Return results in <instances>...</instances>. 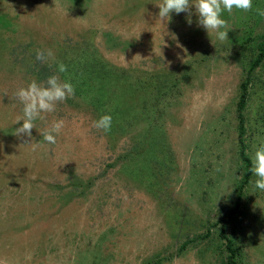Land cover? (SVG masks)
<instances>
[{"label":"rangeland","instance_id":"rangeland-1","mask_svg":"<svg viewBox=\"0 0 264 264\" xmlns=\"http://www.w3.org/2000/svg\"><path fill=\"white\" fill-rule=\"evenodd\" d=\"M157 2L0 0V264H226L224 228L237 264H264V191L253 173L231 214L244 171L243 82L249 156L264 142V63L252 69L264 37L255 9L264 0H253V11H224L223 42L198 23L195 5L189 24L188 11L160 20ZM60 44L84 80L91 77L81 69L102 59L131 73L135 95L115 126L136 119L140 140L95 128L102 114L74 84V96L34 121L31 137L14 134L23 123L14 124L23 115L20 87L51 75L71 82L47 64L60 63ZM37 49L53 56L37 60ZM104 80L113 88L102 92L123 93L118 77ZM152 87L161 99L153 114L144 103ZM59 119L57 142L44 141L39 130Z\"/></svg>","mask_w":264,"mask_h":264},{"label":"clouds","instance_id":"clouds-1","mask_svg":"<svg viewBox=\"0 0 264 264\" xmlns=\"http://www.w3.org/2000/svg\"><path fill=\"white\" fill-rule=\"evenodd\" d=\"M159 7V18L165 20L170 18V13L175 11L177 14L188 11L189 24L191 21L192 5H195V11L198 14V23L207 29L209 35L215 37L223 42L227 40L230 26L228 21L223 18V13L226 10L229 15H232L233 9L241 10L243 12L253 11V0H159L156 3ZM255 12L258 16L264 17V8L257 7ZM212 43H214L212 39ZM51 50H36V59L45 60L47 57H52ZM58 71L60 73L67 72V66L60 62L58 64ZM75 88L69 81H61L58 75H51L44 83H38L36 80L31 81L26 87H20L15 97L22 103L23 115H18L14 124L22 125L15 129V135L21 136L26 134L32 136V129L36 128L34 121L39 119L41 121L46 119L48 113L56 110L59 102L65 101L67 98L74 96ZM65 122L63 119L54 120L51 125L39 130L43 140L55 144L57 142L56 136L59 135L64 128ZM93 126L97 129H102L105 132L110 131L112 126V116L110 114L102 115L98 120L93 122ZM254 152L250 155L251 171L256 177L254 187L264 191V142L259 146L254 145Z\"/></svg>","mask_w":264,"mask_h":264},{"label":"trees","instance_id":"trees-1","mask_svg":"<svg viewBox=\"0 0 264 264\" xmlns=\"http://www.w3.org/2000/svg\"><path fill=\"white\" fill-rule=\"evenodd\" d=\"M63 46V47H62ZM59 54H60V62H63L67 66V72H64L63 74L71 79V83L75 85L82 93L89 94L90 98L86 100L90 105L100 110L102 115L110 114L112 116V126L110 131H107L110 136L115 137L116 134L130 136L131 141L136 142V138L138 135V140H140V135L137 134L136 131L131 130V125L135 122L136 119L133 120V123L127 126V129L124 130H118L115 126L116 122L119 121V117H122L125 119L127 116V111L125 107L128 106L130 100H133L135 94H128V92H131L129 89V85H126L127 82L133 81L131 80V73L128 70H123L122 68H117L115 66L108 65L106 62L101 61L102 66L100 67L99 61L96 66H92L90 68V71H85L87 69L82 68L81 70L84 71V75H89L91 78L89 80H84L80 76V71H76L74 68V65L72 63V55L68 51V46L65 44H60L58 46ZM73 50V48H71ZM48 67L51 65V67H55L56 72L60 73L58 71V66L56 63L58 62L57 59L54 57L53 59L50 58L47 60ZM264 63V37L263 41L260 43L259 46V54L255 61L252 64V69H256L260 65ZM31 70V76H37V72L35 66H32ZM61 73V75H63ZM60 75V74H59ZM114 75L115 78H119L122 81V84L117 86L119 90H123V93H107L102 92L103 90H110L113 87L108 85L107 83H103L104 79H107L108 82V76ZM100 76L101 82L93 83L94 81H98L97 77ZM97 79V80H96ZM93 83V84H92ZM100 84H103V87H101ZM106 84V85H105ZM141 86V85H140ZM139 86V91L141 90ZM116 87V88H117ZM91 88L99 90V92L95 93L94 95L91 93ZM147 96H144V103L145 105L152 111L157 108L158 102L161 101V99L157 98L158 92L156 87L149 88L148 91L146 90ZM87 98V97H84ZM250 98V90H249V84L248 82H243L241 85V93L240 98L238 102V117H239V146H240V157L242 159L243 164V175L241 177V180L239 181L237 188H236V206L235 209L231 212L234 213L241 202V199L243 198L245 188L248 185V183L251 180L252 171H251V160L250 156L247 153L248 151V144L246 140V116H245V109L248 103V100ZM142 100V98H141ZM137 117V116H136ZM141 117V115H140ZM159 121L156 119H153L152 126L159 125ZM148 141L153 140L154 138V131L150 130L148 132ZM129 155H131V151L128 152ZM139 153L137 152V155ZM128 157V156H125ZM230 215L227 218V223L229 222L228 219H230ZM221 238H223L225 242V249L227 252L226 256V264H237V253L234 248V242L230 238V236L226 233L225 228L221 232Z\"/></svg>","mask_w":264,"mask_h":264}]
</instances>
